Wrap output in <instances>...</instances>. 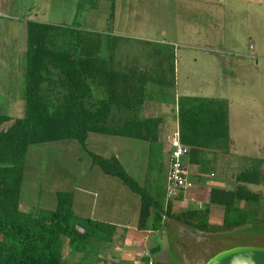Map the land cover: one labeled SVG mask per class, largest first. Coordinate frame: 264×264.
I'll return each instance as SVG.
<instances>
[{
    "label": "rangeland",
    "instance_id": "374dc122",
    "mask_svg": "<svg viewBox=\"0 0 264 264\" xmlns=\"http://www.w3.org/2000/svg\"><path fill=\"white\" fill-rule=\"evenodd\" d=\"M109 13L108 0H0V114L15 118L23 116L28 20L54 25L63 31L100 33L102 55L107 56L112 48L117 70L146 72L165 81L171 79L172 69L175 74L176 86H162V96L158 95L157 85L147 83L146 89L152 90L146 100L149 103L138 112L114 113L116 121L158 116H163L166 121L171 115L162 104L184 95L215 94L226 101L228 151L215 157L216 166L221 168L211 180L195 184L199 188L234 189V177L240 169L248 167L252 160L262 159L259 170L263 183L249 186L251 191L260 194L259 213L251 223L238 229L191 230L201 236L196 239L188 237L182 225L168 219L161 230L138 231L129 229L130 217L126 219V216L131 214L132 205L125 204V196L116 189L115 196L120 201L123 215L106 217L109 215L106 212L101 217L109 223L125 220L128 231L124 239L121 235L125 226L121 225L116 229L115 246L91 241L87 247L88 256L82 263L83 254L74 253L64 239L62 257L67 264H93L97 254L98 261H95L100 264L108 256L119 264H143L140 259L145 255L154 264H184V257L185 264H193L194 259L204 264L218 251L234 247H264V0H115L110 24ZM93 92L99 96L98 92ZM115 111L118 110L113 109ZM172 127L167 124V128ZM167 128L160 125V145L156 146L162 151V157L169 150L166 138L171 132ZM90 137H96L94 142L104 146L105 156L116 154L128 175L139 184L143 183L145 175L150 174L154 184L166 187L167 163L163 160L164 165H160L155 159L148 160L146 143L96 134ZM75 145L62 142L30 146L27 179L20 196L22 211L49 212L54 206V193L68 191L71 187L76 190L78 199L88 202L87 214L78 215L79 222L85 224L82 217L96 219L92 208H97L94 203L97 204L100 191L92 186L94 182L89 183L87 155L94 149L88 143V151L77 148L74 152ZM99 152L96 153L101 154ZM204 154V171L216 169L206 165L208 154ZM186 170L187 175H192V171H203L198 166H187ZM120 189L129 194L126 187ZM89 191L93 194L91 197ZM202 194L204 197L205 192ZM191 197L192 194L188 196ZM203 202L188 207L176 204L173 208L176 211L208 208L210 223L220 225L221 209ZM238 206L254 207L242 202ZM155 247H159V252L151 256L149 251Z\"/></svg>",
    "mask_w": 264,
    "mask_h": 264
},
{
    "label": "trees",
    "instance_id": "16d2710c",
    "mask_svg": "<svg viewBox=\"0 0 264 264\" xmlns=\"http://www.w3.org/2000/svg\"><path fill=\"white\" fill-rule=\"evenodd\" d=\"M108 1L110 24L115 0ZM25 65L23 116L15 118L0 114V264H67L62 257L64 239L74 253L83 254L81 263L88 256L86 252L91 241L115 246L118 226H125L122 238L128 231L125 220L109 223L101 216L106 212L109 213L106 217L123 215L120 201L115 196L117 190L125 196V204L132 205L131 214L126 216V219L130 217L129 229L138 231L161 230L167 219L200 232L230 231L256 219L261 197L249 186L263 183L259 170L262 159L252 160L248 167L240 169L234 177V189H205L201 200L222 211L220 225L214 226L210 223V209L174 210L173 201L166 200V187L154 184L150 174L139 184L128 175L116 154L105 156L104 146L94 142L96 137H90L96 134L144 142L148 146L147 159H155L162 165L163 153L156 147L162 117H134L118 122L114 113L140 111L152 92L146 89L147 83L157 85L160 96L163 95L160 93L162 86H176L173 69L168 81L146 72L119 71L114 67L112 48L107 56L102 55L100 33L63 31L33 20L26 22ZM93 90L99 96L94 95ZM167 104L176 106L179 141L189 150V164L194 163L196 154L205 152L215 158L228 151L226 101L181 96ZM113 109L118 111L113 112ZM108 122L117 124L109 126ZM62 142L77 144L73 146L74 152L77 148L87 150L88 143L94 149L87 150L89 183L94 182L92 186L100 192L97 204L94 203L97 208H92L96 219L82 217L85 224L79 222L78 215L87 214L88 202L78 199L76 190L71 187L68 191L54 193V206L49 212H24L20 208L30 146ZM98 151L101 154H97ZM167 152L169 154V150ZM119 186L126 187L129 194L123 193ZM80 187L83 186L80 184ZM89 193L91 197L93 194ZM241 202L254 207L242 208L238 206ZM157 252L159 247L151 249L149 254L152 256ZM97 255L93 264H100L95 261ZM150 260L145 255L140 262L154 264ZM101 264L119 263L108 256Z\"/></svg>",
    "mask_w": 264,
    "mask_h": 264
},
{
    "label": "crops",
    "instance_id": "0c3cea01",
    "mask_svg": "<svg viewBox=\"0 0 264 264\" xmlns=\"http://www.w3.org/2000/svg\"><path fill=\"white\" fill-rule=\"evenodd\" d=\"M213 93V92H212ZM184 96H186V95H184ZM192 97H202V98H217L216 96H215V94L214 95H210V96H192ZM220 97V96H219ZM217 99H220V98H217ZM149 103V102H148ZM147 103V101H145L144 102V105H143V107L146 105V104H148ZM163 106H164V108H165V110H167L168 111V113H169V115H171V116H168L167 117V119L168 120H166L165 121V119L163 118V116H160V117H162V119H163V121H162V124H164V127H165V129L167 128V124H172L173 125V127L172 128H167L168 129V131H170L171 132V134H173L174 132H176L177 131V113H176V106H174V105H169V104H162ZM169 117H171V119H169ZM229 119V118H228ZM170 121V122H169ZM169 122V123H168ZM161 124V125H162ZM175 126V127H174ZM165 131V130H164ZM159 134H160V127H159ZM165 134V133H164ZM163 138V137H162ZM163 141H165V139L163 140ZM168 152H166L165 153V155L163 156V158H164V161L167 163V164H165V166H167L168 168H169V160H170V157H169V154H167ZM206 154H208V161H207V163H206V165L207 166H210V167H212L213 166V168H214V166L216 167V169L214 168V169H212V170H207L206 172L204 171V159H205V157H206V155L204 154V152L203 153H200V155L199 154H196V156L195 157H193V164H189L188 163V157L185 159V163H186V168H187V166H198L199 168H201V169H203V171H201V172H194V171H192V175H188V177H189V180H190V182L191 181H194V185L192 184V188L190 189V190H188V191H186V192H184V193H180L179 195H178V197H177V199H175V200H173V205H176V204H178V205H181V206H185V207H188V206H195V205H197V203L198 202H202V200H198L199 198L198 197H200V196H202L203 194V192H205V189L207 188H205V187H203V186H201L200 188L195 184V183H197V184H199V185H201V183L202 184H204L205 182H208L209 180H211V177L218 171V168H221L219 165H218V167L216 166V160H215V158H214V155L213 156H211V154H209V153H206ZM120 155V154H119ZM198 155V156H197ZM167 173H168V169H167ZM146 174V173H145ZM206 185V184H205ZM225 186V185H224ZM212 188H219V189H223V190H232V189H228V188H223V187H212ZM192 194V199H189L188 198V196H190ZM83 195H85V193L83 194ZM193 195H195V197H193ZM197 197V198H196ZM191 200V201H190ZM198 200V201H197ZM203 203H206L205 201L203 202ZM213 207H215V206H213ZM216 208H219V207H216ZM221 209V208H220ZM184 211V210H183ZM221 213H222V211H220ZM222 215V214H221ZM165 222H166V220H165ZM171 222H173V221H171ZM167 223V222H166ZM176 224V223H175ZM181 226V225H180ZM181 228H182V230L183 231H185V233H187L186 235L188 236V237H190L191 239H196V238H198V237H200L201 238V236L198 234V233H195V232H193V231H191L192 229H189V228H186V227H184V226H181ZM200 232V231H199ZM124 239V238H123ZM212 257V256H211ZM183 261H184V264H185V257L183 258ZM202 262L203 261H201V260H198L197 262L195 261V259H194V262H193V264H202ZM205 264V263H204Z\"/></svg>",
    "mask_w": 264,
    "mask_h": 264
},
{
    "label": "built area",
    "instance_id": "2783aa9c",
    "mask_svg": "<svg viewBox=\"0 0 264 264\" xmlns=\"http://www.w3.org/2000/svg\"><path fill=\"white\" fill-rule=\"evenodd\" d=\"M169 147L170 163L166 177V200L177 199L180 193H184L192 188L186 170L188 148L179 141L178 132H174L166 138ZM165 140V141H166Z\"/></svg>",
    "mask_w": 264,
    "mask_h": 264
},
{
    "label": "water",
    "instance_id": "95a60500",
    "mask_svg": "<svg viewBox=\"0 0 264 264\" xmlns=\"http://www.w3.org/2000/svg\"><path fill=\"white\" fill-rule=\"evenodd\" d=\"M205 264H264V247H234L219 251Z\"/></svg>",
    "mask_w": 264,
    "mask_h": 264
}]
</instances>
